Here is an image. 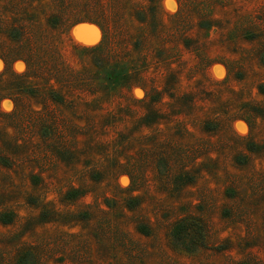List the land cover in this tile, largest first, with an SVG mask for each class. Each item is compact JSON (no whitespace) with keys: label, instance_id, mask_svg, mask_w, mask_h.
<instances>
[{"label":"rangeland","instance_id":"1","mask_svg":"<svg viewBox=\"0 0 264 264\" xmlns=\"http://www.w3.org/2000/svg\"><path fill=\"white\" fill-rule=\"evenodd\" d=\"M0 264H264V0H0Z\"/></svg>","mask_w":264,"mask_h":264},{"label":"trees","instance_id":"2","mask_svg":"<svg viewBox=\"0 0 264 264\" xmlns=\"http://www.w3.org/2000/svg\"><path fill=\"white\" fill-rule=\"evenodd\" d=\"M50 17H51V16H50ZM47 19H49V17H48ZM47 21H48V20H47ZM51 22H55V21H54V20H52ZM51 22H50V21H48V23H49V24H51ZM52 24H56V23H52ZM139 26H140V25H139ZM140 27H141V26H140ZM96 47H100V46H99V45H97ZM96 47H95V48H96Z\"/></svg>","mask_w":264,"mask_h":264}]
</instances>
